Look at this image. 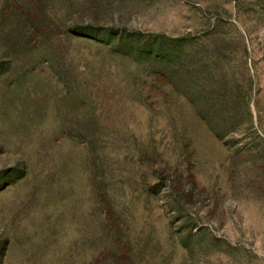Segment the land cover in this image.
Here are the masks:
<instances>
[{
  "label": "rangeland",
  "instance_id": "obj_1",
  "mask_svg": "<svg viewBox=\"0 0 264 264\" xmlns=\"http://www.w3.org/2000/svg\"><path fill=\"white\" fill-rule=\"evenodd\" d=\"M0 264H264V0H0Z\"/></svg>",
  "mask_w": 264,
  "mask_h": 264
}]
</instances>
